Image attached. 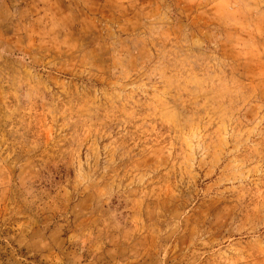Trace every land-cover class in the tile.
<instances>
[{"label":"rangeland","instance_id":"374dc122","mask_svg":"<svg viewBox=\"0 0 264 264\" xmlns=\"http://www.w3.org/2000/svg\"><path fill=\"white\" fill-rule=\"evenodd\" d=\"M0 264H264V0H0Z\"/></svg>","mask_w":264,"mask_h":264},{"label":"trees","instance_id":"16d2710c","mask_svg":"<svg viewBox=\"0 0 264 264\" xmlns=\"http://www.w3.org/2000/svg\"><path fill=\"white\" fill-rule=\"evenodd\" d=\"M1 243H3V242L0 241V244H1Z\"/></svg>","mask_w":264,"mask_h":264}]
</instances>
